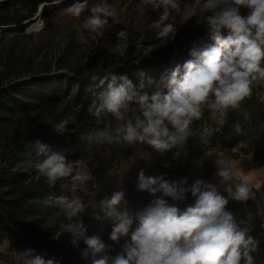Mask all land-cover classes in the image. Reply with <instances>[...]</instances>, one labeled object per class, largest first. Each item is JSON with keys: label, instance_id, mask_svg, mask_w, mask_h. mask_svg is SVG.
Listing matches in <instances>:
<instances>
[{"label": "clouds", "instance_id": "1", "mask_svg": "<svg viewBox=\"0 0 264 264\" xmlns=\"http://www.w3.org/2000/svg\"><path fill=\"white\" fill-rule=\"evenodd\" d=\"M144 3L151 4L155 10L162 9L151 27L158 39H167L176 31L174 24L166 21L173 10L180 11L178 0H144ZM241 8L248 10L247 15L241 14ZM67 11L76 18L87 11L89 15L80 27L90 32L99 31L108 17L117 16L107 0H97L91 5L88 0H82ZM209 11L214 14L202 19L209 26L208 35L213 44L203 49L194 48L190 53L192 59L182 66L177 65L159 80L146 78L141 72L137 89L124 75L119 77V84L109 83L98 94L89 113L99 119L101 113L106 112L117 124L114 129L105 127L89 134V148L94 143L128 146L139 143L161 154L177 149L176 155H179L191 135L190 125L201 119L205 105L214 114L227 112L229 108L239 109L251 96L253 83L264 82V0H205L200 12ZM225 29L227 35L223 34ZM104 82L101 80V85ZM250 116L251 113L244 112L246 120ZM66 124L67 121L53 124V130L63 134ZM32 146L36 155L43 157L34 164L39 175L52 187L57 181H66L61 188L72 193L55 198L68 221L62 229L71 234L70 243L79 248L83 240L87 246L81 252L83 259L92 257L91 264H109L106 254L109 246L99 236L86 235L87 227L81 215L91 205L92 217L100 219L96 212L98 207L114 222L109 237L112 241L129 237L134 217L127 210H117L121 203H127L125 192L115 191L98 204L85 203L75 193L94 179L88 168L80 167V161H69L63 153L53 151L50 145L38 139ZM139 158L150 160V155L141 151ZM217 175L223 185L233 180L227 167H220ZM250 183L251 177L244 175L234 192L231 186L226 190L232 199L246 202L251 196ZM187 185V178L174 181L163 175L146 176L140 171L137 190L146 191L155 198L135 216L137 226L120 252L111 258V264H255L252 253L258 250L259 242L249 235V225L242 226L243 222L226 210L228 199L220 194L217 185L201 179ZM158 193L161 195L157 196ZM187 193L195 200L184 210L165 199L183 202ZM33 253V249H28L18 253L17 259L21 264H59L55 258ZM102 253L103 256L96 258Z\"/></svg>", "mask_w": 264, "mask_h": 264}, {"label": "trees", "instance_id": "2", "mask_svg": "<svg viewBox=\"0 0 264 264\" xmlns=\"http://www.w3.org/2000/svg\"><path fill=\"white\" fill-rule=\"evenodd\" d=\"M54 1L56 0H0V25L24 21L36 13L41 3H48L42 8L44 26L38 33H26L24 26H20L8 30L0 37V243L8 239L9 254L33 249V255L44 253L47 255L45 258H55L60 262L57 256L69 242L71 234L63 232L62 225L68 221L56 205L55 198L69 196V192L62 190L61 181H57L52 187L45 178L37 175L34 164L43 157L36 155L32 144L38 139L73 162H95L106 157L127 159L133 146L94 143L89 148V134L105 127L114 129L117 124L111 114L106 112H102L97 119L89 113V107L109 83L119 84L121 76H128L138 89L139 73H144L146 78L159 80V77L169 74L177 65L182 66L192 59L190 53L194 48H204L195 45L204 32L192 31L188 26H176L179 40L183 42L180 52L173 49L164 53L161 48L142 56L136 62L126 61L109 67V51L106 45H114L121 30L127 28L129 31L133 49L136 43L142 41L156 44L162 40L157 38L151 24L139 25L132 19L130 24L124 26L110 19L103 36L94 44L85 64L80 67V74L71 76L62 71L34 72L36 57L45 52L47 47L43 32L52 31L58 14L76 0H64L59 4L53 3ZM2 28L0 26V31ZM9 32L17 33L6 43L5 35ZM227 34L226 31L225 35ZM36 35L44 41L41 46L39 40L36 41ZM101 68L107 69L104 71ZM113 77H116L115 81ZM101 80L105 81L103 85ZM148 91L151 93V90ZM263 92L264 82H254L251 96L242 102L241 107L227 110L225 120L215 137L232 134L227 142L232 147L256 133L264 123ZM244 112L251 113L248 120L244 118ZM62 121H67V124L64 133L59 134L53 130V124ZM236 123L241 126L240 131L235 129ZM168 126L171 129V125ZM186 145L188 152L192 145L189 138ZM175 151L176 149H172L161 154L150 150V160L160 170L161 175L165 176L176 170L186 173L188 164H183L182 160L188 154L176 155ZM245 151H252L254 164L264 168V142ZM209 161V158H205L196 169H203ZM214 172L212 168L206 170L203 172L204 177L208 179ZM88 185L93 189L92 183ZM256 193V198L250 196L246 202L236 201L225 192L220 193L228 199L226 210L232 212L238 221H242V226L249 225V235L255 238L259 232H264V212L260 213L264 181ZM186 196L183 202L194 203L195 198L191 193ZM165 199L181 209L178 205L181 202L172 201L168 197ZM123 205L121 203L118 207ZM96 212L100 219H94L92 213L89 215L86 235L99 236L109 246L106 253L108 256L116 243L109 238L114 222L100 209ZM251 216L254 218L252 224ZM134 229L132 225L130 233ZM129 237L122 236L120 239L127 240ZM86 247L82 242L80 249ZM103 255L104 253L96 258Z\"/></svg>", "mask_w": 264, "mask_h": 264}, {"label": "rangeland", "instance_id": "3", "mask_svg": "<svg viewBox=\"0 0 264 264\" xmlns=\"http://www.w3.org/2000/svg\"><path fill=\"white\" fill-rule=\"evenodd\" d=\"M64 0H56L53 3L59 4ZM77 2H72L67 8L63 9L55 21V27L52 31H45L44 41L47 46L45 52L39 53L35 59L34 72H55L62 71L68 75L74 76L80 74V67L83 66L92 52L94 44L103 36L104 30L107 25L97 32H90L83 30L80 25L83 23L85 17L89 15L85 11L79 18L72 16L67 9ZM89 5L97 2V0H88ZM180 5V11L173 10L167 22L175 24L176 26H188L192 31L202 30L204 34L200 36V40H197L195 45L201 48L213 44L214 42L210 39L209 26L202 17L213 15L214 13L209 11L201 13L200 8L205 0H178ZM116 11V18L108 17L107 21L111 19L114 23L127 26L130 21L134 19L139 25L152 24L153 21L159 18L161 10H155L151 4L144 3V0H107ZM39 10V7H38ZM37 10V12H38ZM241 14L247 15L248 10L241 8ZM36 12V13H37ZM36 13L34 15H36ZM34 15L32 17H34ZM42 17V16H41ZM31 18V17H30ZM37 23L36 26L34 24ZM107 24V23H106ZM13 27L2 28L0 31V37L3 33L8 30L24 26L26 33H38L44 26L43 18L38 19H26L21 22L13 23ZM11 26V25H10ZM226 29L223 30L225 35ZM17 32H9L6 36V43L12 38ZM169 38V40H168ZM167 39H162L159 43H146L144 41L136 43L135 49L131 48L129 31L126 29L121 30L117 34V42L114 45H106L109 51V64L111 66L122 64L126 61L136 62L142 56L152 53L154 50L162 48L164 53L170 50L177 49L179 52L183 48V42L179 40V32L176 31L169 35ZM39 40L40 46L44 42L36 35V41ZM161 44V45H160ZM107 68H101L106 70ZM161 77H159L160 79ZM262 99L264 100V92L262 93ZM226 112H216L215 114L206 105L203 107V115L201 119L194 120L190 125L189 140L192 142L191 148L187 152V142L179 155L185 154L187 156L183 158L182 163L188 164L186 173H181L179 170L166 174L164 177L168 180L178 181L181 178L188 179V185L194 183L197 179L204 180L216 184L220 193H227L231 196V193L226 190L228 186H231L232 191H235V185L241 182V178L244 175L251 177V183L249 185L251 189V196L256 198V190L260 188L264 181V168L258 167L254 164L252 159V151L247 153L245 150H252L255 144L264 142V123L260 129L247 137L245 140H241L238 144L229 147L227 145L231 135L222 137L215 134L219 127L224 122ZM235 129L240 131L241 126L236 123ZM152 149L147 144H139L133 146L132 152L127 159L122 157L110 158L106 157L100 161L89 162L81 161L80 167H87L91 175L94 177L93 180L87 182L84 188L78 189L75 193L80 196L85 203L98 204L104 197H110L115 191H124L126 204L123 203V207H118V211L127 210L130 214H133L134 228L137 226L135 216L142 212L155 198L146 191L137 190L138 175L141 170L144 171L146 176H161L160 170L154 165L151 160H145L139 158L141 151L147 152L150 155ZM177 149L175 151V154ZM209 154V155H208ZM205 158H209L210 161L206 163L203 169L197 170V166ZM220 167H227L233 174V180L229 181L228 184H220V177L217 175ZM215 170L214 176L210 178L204 177V171L211 169ZM39 175V173H37ZM66 181L61 180V183ZM89 183H92L93 189L89 187ZM69 196L72 193H68ZM161 194H157L159 196ZM261 207L260 213L264 212V195L261 194ZM97 209H99L97 207ZM96 209V210H97ZM93 209L91 205L87 208L85 213L81 215L85 226L88 225V217L92 213ZM254 218L251 216V224ZM258 243V250L252 253L255 260V264H264V236L256 237L252 236ZM6 240V239H5ZM8 240V239H7ZM126 240L119 239L116 242L108 255L109 264H111V258H114L121 250L122 245ZM83 242H79V248L74 247L71 243L62 249L61 254L57 256L60 259L59 264H91L92 257L89 259H83L81 256L82 250L80 245ZM3 242L0 243V264H7V260L10 264H21L19 260L13 259V254L2 253ZM60 245V244H59ZM61 247V246H60ZM5 249V250H6ZM44 254V253H41ZM47 256L46 254H44ZM65 255V257H63Z\"/></svg>", "mask_w": 264, "mask_h": 264}, {"label": "crops", "instance_id": "4", "mask_svg": "<svg viewBox=\"0 0 264 264\" xmlns=\"http://www.w3.org/2000/svg\"><path fill=\"white\" fill-rule=\"evenodd\" d=\"M179 203V202H178ZM191 204H193L192 202H190V201H186V202H181V203H179L178 205H179V207L181 208V209H186V207L187 206H189V205H191ZM9 247V241L6 239V240H4V243H3V250L1 251L2 253H5L6 251H7V249L6 248H8ZM6 249V250H5ZM18 253H23V252H15L14 254H13V259H15V261L16 260H18L17 259V254ZM1 261H5L7 264H10L7 260H1ZM21 263V262H20Z\"/></svg>", "mask_w": 264, "mask_h": 264}, {"label": "water", "instance_id": "5", "mask_svg": "<svg viewBox=\"0 0 264 264\" xmlns=\"http://www.w3.org/2000/svg\"><path fill=\"white\" fill-rule=\"evenodd\" d=\"M48 4L47 2H43L39 5V10L38 12L36 13V15H34V17H29L28 19H33V18H36L37 16H39L40 18H42V8L44 7V5ZM13 23H9V24H4V25H0V26H3V28H10V27H13L14 25H12ZM11 25V26H10Z\"/></svg>", "mask_w": 264, "mask_h": 264}, {"label": "built area", "instance_id": "6", "mask_svg": "<svg viewBox=\"0 0 264 264\" xmlns=\"http://www.w3.org/2000/svg\"><path fill=\"white\" fill-rule=\"evenodd\" d=\"M214 176V173L210 176V177H213ZM209 177V178H210ZM258 236H260V237H263L264 236V232L262 231V232H259V234H258ZM70 240H71V238H70ZM70 240H69V242L67 243L68 244V247L70 246ZM6 253V252H5ZM4 253V254H5Z\"/></svg>", "mask_w": 264, "mask_h": 264}]
</instances>
